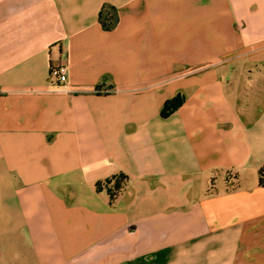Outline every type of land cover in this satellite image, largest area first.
Returning <instances> with one entry per match:
<instances>
[{"label": "crops", "instance_id": "0c3cea01", "mask_svg": "<svg viewBox=\"0 0 264 264\" xmlns=\"http://www.w3.org/2000/svg\"><path fill=\"white\" fill-rule=\"evenodd\" d=\"M263 169L264 0H0V264H264Z\"/></svg>", "mask_w": 264, "mask_h": 264}, {"label": "built area", "instance_id": "2783aa9c", "mask_svg": "<svg viewBox=\"0 0 264 264\" xmlns=\"http://www.w3.org/2000/svg\"><path fill=\"white\" fill-rule=\"evenodd\" d=\"M67 74V67L65 65H53L50 69L49 79L56 84H65L67 82ZM224 179L228 188L233 189L237 186L238 177L236 171H234L233 169H228L224 173ZM115 184L116 182L112 180L109 182H105L102 186L104 188L110 189V191L112 192L113 189L117 188ZM215 185L216 177L212 176L209 181V189H214Z\"/></svg>", "mask_w": 264, "mask_h": 264}, {"label": "trees", "instance_id": "16d2710c", "mask_svg": "<svg viewBox=\"0 0 264 264\" xmlns=\"http://www.w3.org/2000/svg\"><path fill=\"white\" fill-rule=\"evenodd\" d=\"M178 101V97L167 101V103L165 104V107L162 111V116H167L169 114V111L174 109L176 106V103ZM261 175L264 176V169L261 171Z\"/></svg>", "mask_w": 264, "mask_h": 264}, {"label": "rangeland", "instance_id": "374dc122", "mask_svg": "<svg viewBox=\"0 0 264 264\" xmlns=\"http://www.w3.org/2000/svg\"><path fill=\"white\" fill-rule=\"evenodd\" d=\"M102 189L107 192V194L110 197L111 201H114V200L118 199L122 195V193L124 191L123 188H115V189H113L112 192L110 191V189H107V188H104V187H102Z\"/></svg>", "mask_w": 264, "mask_h": 264}]
</instances>
